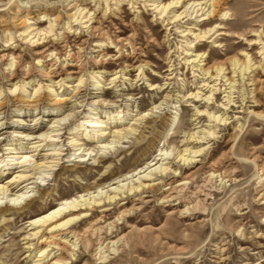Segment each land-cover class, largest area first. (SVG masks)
I'll use <instances>...</instances> for the list:
<instances>
[{"label": "rangeland", "instance_id": "1", "mask_svg": "<svg viewBox=\"0 0 264 264\" xmlns=\"http://www.w3.org/2000/svg\"><path fill=\"white\" fill-rule=\"evenodd\" d=\"M72 1L78 4V8H84L83 12L87 10L94 12L96 19H99L100 28L110 36L131 37L136 48L134 54L129 53V50L118 62L96 65L94 60L98 52L94 47L95 38L78 24L75 17L70 19L68 16L77 10V7L69 9L70 5L67 3ZM105 1L111 9L116 6L114 0H98V2L97 0H0V50L4 48L6 36L11 32L15 34L13 45L16 46V52H20L25 61L32 60L31 48L35 47V43L25 42L24 27L19 23V18L25 14L26 9H29V15L33 17L28 21L31 23L30 27L26 29L32 30V36L39 29L45 30L49 21L53 22L57 33L66 28L68 22L72 27L71 31L80 32L79 38H75L72 32L70 33L72 52L77 50L74 43L83 41L84 44L80 52L83 82L79 84L78 89H75L78 82L73 79L68 83L69 88L62 86L57 89L61 96L70 98L64 103L61 111L63 116L68 114L69 116L61 130L59 144L55 142L62 149V155L59 157H63L59 160V165L52 168L54 170L48 174H35V179L31 181L36 183L28 184L26 197H35L33 204L21 213H10L4 220L0 219V264H33L36 256L34 257V252L30 255L25 238V234L31 232L28 226L30 217L57 207L62 198L78 197L80 194L95 191L97 186H107L116 182V178L123 179L124 174L140 169L154 157L158 158L160 148H166L165 150L169 152L173 149L170 158L163 163L172 161L171 158L177 150L174 148H184L182 145L184 135L195 132V135L200 136L203 128L213 124V121H208L207 116H197L194 110L208 108L218 113L219 103L222 102V96L225 94L223 81L217 85L220 90L211 99L214 101L209 100L210 104L207 107L203 106L202 101L198 102L190 98L189 93L200 85V78L194 76L190 67L183 65L182 62L179 63V57H182V54L177 57L180 53L179 47H183L185 40V37L181 36L182 30L192 29L196 33L199 30L212 33L209 39L200 41L197 47L198 51L208 52L210 64L224 60L239 51L248 52L257 62L263 56L260 54L262 51L260 47L264 45V0H219L220 6H217V10L221 12H216L213 18L205 20L195 17L194 12L187 15L184 11L191 12L189 6L193 1L210 4L213 0H162L163 3L179 1L175 5H181L171 8L172 12L168 13V18L180 12H183L182 16H184L169 25L171 29L168 41L164 39L165 30L161 20L157 18L158 15L154 16L155 12L147 5V1H122L119 7L122 12L118 13V18L108 13L100 22V16L106 6ZM131 1L133 5L130 4ZM223 12H227L228 15L221 16ZM134 14H137V19ZM38 16L40 20H36ZM56 16L57 19L54 18ZM139 16L142 22L139 21ZM188 37L193 39L190 34ZM258 38L261 41H258ZM108 50L114 53L112 48ZM167 53L171 55L169 59ZM138 59L149 62L145 66L144 75L139 76L135 69L129 70L126 75L117 79L119 80L117 86H113L114 83L110 82L108 75H105L99 83H95V79L90 75L92 70L100 68L111 70L116 65L122 66L125 62L132 64ZM169 60L171 62H168ZM3 68L0 63L2 90L0 101H3V108L0 111V149L8 142L27 147V138L21 139L15 135L28 134L27 137H33L36 133L47 130L51 120L43 121L38 131L37 126L44 118H54V106L47 104L44 85L41 88L43 93L41 104L35 109H20L16 95L10 92L11 84L16 79L8 80ZM168 68L171 70H167ZM255 75L257 78H264L261 70H256ZM31 77L36 80L39 78L35 72H32ZM238 83L232 99L239 107H232L233 111L229 113L230 123L212 127L217 131L215 138L207 137L202 140L203 142L189 143L188 147L193 149L197 146L205 149L194 158L197 161L192 164L182 166L173 160L176 161L173 168H179L180 174L178 176L169 174L165 178V183L169 181L174 184L181 181L185 174L194 172L193 178L183 191L182 205L183 200L189 197V191L205 182L206 173L211 167L228 168L233 171V178L239 181L220 183L214 179L206 187L208 192L206 211L196 212L187 217H179L177 212L168 215V211L175 206L160 204L157 198L162 192V186L154 187L146 192L148 197L145 200L151 201L142 203V209L128 218L129 225L119 226L121 228L119 232L127 234V244L121 254L106 264H264L262 261L264 238L259 237L261 233L264 234V198L260 199L258 196L262 186L256 179L253 162L249 160L254 158L256 164L264 165V119L248 113L249 104L252 105L250 82L244 79V83L240 80ZM96 84L99 88L93 86ZM74 90H78V93L72 97ZM33 92L34 89L29 88L27 95H32ZM262 94V91L259 92L257 97L264 104ZM255 109H262V106ZM235 111L240 112L234 113ZM144 112H148L149 115L141 121L137 133L123 139V143L116 144L117 148L114 150L102 152L95 148L94 151L89 152L90 155L89 153L87 155L86 151L76 150L78 146L72 145L71 138H79V141L85 142L83 148L93 147L99 140L96 137L97 127L80 126L76 129V124L84 119L100 118L101 121H107L129 113L124 116L127 120L123 122L129 120L132 123L133 118ZM238 123L242 125L240 126L242 131L234 130ZM50 147L53 145L44 146L41 151L37 150L33 158L40 160L43 154L49 152L46 149ZM37 152L39 154H36ZM84 153L86 156H82ZM99 154H102V157L98 158ZM79 158H83L84 161L78 162ZM246 158L249 163H245ZM11 167L13 168L8 173H0V181L3 183L7 182L17 170L14 165ZM42 175L45 176L43 180ZM22 185L20 184V187ZM38 189L41 191L40 196L37 193ZM10 198L14 197L1 198L0 204L5 205L8 201L13 203L14 200ZM19 201L23 203L24 200L19 199ZM84 260H88L89 264H96L89 254L81 251L77 262Z\"/></svg>", "mask_w": 264, "mask_h": 264}, {"label": "bare ground", "instance_id": "2", "mask_svg": "<svg viewBox=\"0 0 264 264\" xmlns=\"http://www.w3.org/2000/svg\"><path fill=\"white\" fill-rule=\"evenodd\" d=\"M114 1V5L116 6L112 9L108 5V2L105 1L106 6H104L105 8L100 16V22L108 13L114 18L119 17L118 13L120 14V12H122L119 8L120 4L122 1L126 0ZM145 1H147V5L154 10V16L158 15L157 18L161 20L163 29L165 30L164 39L168 41L171 29L169 25L184 17L182 16L183 12L174 13L172 18L167 17L168 13L172 12L171 8L181 6L175 5V3L179 1H170L168 3H163L162 0ZM67 4L70 5L69 9L77 7L74 13L72 12L68 15L70 19L75 17L78 24L95 38L93 40L94 47L98 52V54H96L97 58L94 60L96 65H107L114 61L118 62L129 50V53L134 54L136 48L131 37H124L121 35L110 36L109 33L104 32L102 28H100L99 19H96L94 12L90 10L83 12L84 8H78V4L74 1ZM130 4L133 5L132 1ZM143 4L145 6L144 2ZM218 5L220 6L219 0H213L210 4H207V2L196 3L193 1L189 6L191 12L189 13L185 10L184 13L191 15L194 12L195 17H200L202 18L201 20L210 19L216 15V12H221L217 10ZM24 7L27 6L24 5ZM199 12L200 14H198ZM24 13L25 14L19 18V23L24 27L23 32L25 35H23L25 36V42L31 44L35 43V47L31 48L32 60L25 61L22 54L16 52V46L13 45L15 43V34L10 32L6 36L4 48L0 50V63L4 67L3 69L6 76H8V80L14 81L16 79L11 84L12 87L10 88V92L16 95L17 103H20L19 106H21L20 109L37 108L43 99L41 88L45 85L46 99L48 100L47 104L54 106L55 116L52 119L44 118L39 126H37V131L42 127L43 121L51 120L49 121L51 124L47 130L38 132L33 137H27L28 134L15 135L21 139L27 138V147L8 142L3 144V148L0 149V168L4 167L0 170V173H8L9 170L13 168L11 167L13 165L14 168L17 169L13 172V175L8 178L7 182L3 183L0 181V199L3 197L6 198L7 196L14 197L10 198L14 200L13 203L8 201L5 205L0 204V219L2 220L5 219L7 214L14 212L21 213L33 204L35 197H26L28 193L26 190L28 184L36 183L35 181H31L35 179V174H48L54 170L52 168L59 165V160L63 157H59L62 155V149H60L55 142L59 144L58 139L61 137V130L64 128V122L69 116V114L63 116V112L61 111L64 103L70 98L61 96L57 89L62 86L69 88L70 86L68 83L72 82L73 79H76L78 82L75 89H78L79 84L83 82V75H81L83 63L80 58V52L84 45L83 41L74 43L77 49L76 52H72V43L69 41L71 32L72 36L75 38L80 37L78 36L80 32H77L78 30L71 31V25H68L69 23L66 22L67 27L65 26L66 28L57 33L55 32L53 22L49 21L45 30L39 29L37 30L38 36L37 33L32 36V30L28 31L26 29L30 27L31 23L28 21L33 17H30L29 9H26ZM137 13H139V10H137ZM134 15L135 19H137V14ZM226 15H228L227 12L221 13V16L225 17ZM54 18L57 19L58 16ZM169 19H171L170 22ZM36 20H40V16H38ZM139 21H143L140 16ZM181 32H183L181 36L185 37V40L183 47H179L180 53L177 57L182 54V57H179L180 60L178 59L179 63L182 62L183 65L190 67L194 76L198 79L200 78V85L196 87L195 91L189 93V96H191L190 98L194 101H202L203 106L207 107V105L210 104L209 100L214 98V94L220 90V87H217V85L220 84V81H223V92H225V94L222 96V102L219 103L220 111L216 113L208 108H196L194 110L197 116H207L208 121H213V124H208V128H203V132L200 136L198 134L195 135V132L188 133L186 136L184 135V143L182 144L184 148H174V150H177H175L176 152L171 158L172 161L163 163L164 160L170 158L169 156L172 155L173 149L171 148L172 150H170V152L172 153H170L168 150H165L166 148H160L158 158L154 157L152 160L146 162L145 166L134 170V172L129 171L122 176L123 179H120V177L116 178V182L109 183L107 186H97L95 187V191L80 194L78 197L62 198L57 207L50 208L46 212L35 217H30L28 226L31 232L26 233L25 238L27 239V250L30 251V255L31 252H34V257L36 256L33 260V264H89L88 260H84L80 263L77 262L78 254L81 251L89 254L96 264H106L111 259L121 254L127 244V234L120 233L119 229L121 228L119 226L122 224H125V226L129 225L128 218L142 209V203L151 201L150 199L145 200V198L148 197L146 192L152 190L154 187L162 186V192L157 198L160 204L164 206H170L172 204L171 206H175L168 211V215L177 212L179 217H187L192 216L196 212L204 213L206 211V201L208 198L206 187L210 182L214 181V179H217L220 183H227L229 181L235 183L239 181L233 178V171H230V169H217L211 167L206 173L205 182L190 190L189 197L185 198L181 205V199L184 197L183 191L190 183L191 178H193L194 172L192 171L185 174L181 181L174 184L169 181L165 183V178L169 174H173L174 176L180 174V171L178 172L179 168H173L174 162L177 161L179 165L181 164L182 166L192 164L197 161L194 158L199 156L205 149V147L198 146L193 149L192 147H188L189 143L193 141L200 143L207 137L215 138L217 131L212 127L230 123L229 120L231 116L229 113L233 111L232 107H239L232 99L235 89L239 84V80L244 83V79H247L250 82L249 85H252V88H250V102L252 105L249 104L250 109H248V113L256 118L264 119V104L257 97L258 93L261 91L264 96V78H257L255 75L256 70H261L264 74V45L262 44L260 47V49H262L260 54L263 56L258 62L254 61L248 52L239 51L227 56L224 60L214 61L210 64L208 52L198 51L197 47L200 41L209 39L212 33L209 34V31L201 30L196 33L192 29L187 31L182 30ZM189 34L193 36L192 40L188 37ZM220 34L223 33L220 32ZM258 41H261V39L258 38ZM110 48L113 49L114 53L109 52L108 49ZM169 56L171 55L167 53L168 59L170 58ZM168 62H171V60ZM148 64L149 62L147 60L138 59L132 64L125 62L122 66L116 65V67L111 70H106L104 68L92 70L90 71V75L92 79H95V83H99L105 75H108L110 77V82L114 83L113 86H117L116 83L119 82L117 79L126 75L129 70L135 69L138 71L139 76L144 75L145 66ZM171 66L172 64L170 67ZM167 70L171 69L168 68ZM32 72L38 75V80L31 77ZM93 86L99 88L98 84ZM29 88L34 89L32 95H27ZM1 92L2 90L0 89V95ZM77 93L78 90H74L72 97L76 96ZM211 101H214V99ZM242 101H244V96H242ZM258 106H262V109H255V107ZM2 108L3 101L1 100L0 111ZM230 109L232 110L229 111ZM236 112L240 111H235L234 113ZM91 114L95 113L91 112ZM126 114L129 115V113ZM126 114L118 118H113L112 120L108 119L107 121H101L100 118L84 119L76 124V129H79L80 126H84V128L97 127L96 137H98L99 140L93 147L83 148L82 146L85 145V142L82 143L79 141V138H71L72 145L78 146L76 150L82 149V151H86L85 153L87 155L89 152L94 151L95 148H97V151L102 152L105 150H114L117 148L116 144L120 142L123 143V139L135 135L137 133V127L142 123L141 121L149 115L148 112H144L133 118L134 120L132 123H130L129 120L124 123L123 121L127 120V118L124 117ZM234 118L239 117L234 116ZM16 121L22 123V121ZM240 126L242 125L238 123V125L234 127V130L242 131ZM49 145H53V147L47 148L46 150H49V152L43 154L40 160L33 158L37 150L41 151L44 146ZM85 153L82 154V156H86ZM36 154H39V152ZM96 155L97 152L95 153V156ZM100 157H102V154L98 155V158ZM245 160H247V162L243 160L245 163H249L248 158ZM249 160L253 162V164H251L254 165L256 169V179H258V183L262 186V191L259 192L258 196L260 199L264 198V165L259 166L256 164L254 158ZM83 161V158H79L78 160V162ZM152 162L154 163L152 164ZM42 176L41 179L43 180L45 176ZM120 182L121 184H119ZM20 184L23 185L20 187ZM37 193L38 196L41 195L39 189ZM19 199L24 200L23 203H21ZM112 209H114V211H112ZM95 212L98 213L95 214ZM259 237L264 238V234L261 233ZM262 261H264V259Z\"/></svg>", "mask_w": 264, "mask_h": 264}]
</instances>
